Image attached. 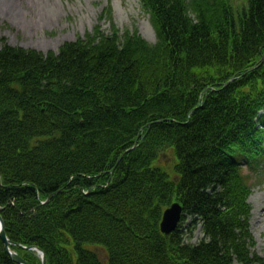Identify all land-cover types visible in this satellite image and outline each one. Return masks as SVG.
Listing matches in <instances>:
<instances>
[{"label": "trees", "instance_id": "obj_1", "mask_svg": "<svg viewBox=\"0 0 264 264\" xmlns=\"http://www.w3.org/2000/svg\"><path fill=\"white\" fill-rule=\"evenodd\" d=\"M143 1L161 41L153 49L135 36L120 47L116 38L97 43L87 37L64 44L58 55L0 49V180L13 190L1 203L13 197L29 209L36 196L29 186L46 197L73 177L68 195H55L34 215L6 218V232L40 246L48 264H232L234 257L252 264L257 257H249L240 237L249 238L245 180L233 164L209 160H216L210 154L218 136L226 135L227 145L233 134L244 137L246 155H261L259 133L245 117L264 103V60L243 73L264 48V0H257L252 19L215 21L213 9L198 26L187 20L183 3ZM191 9L197 11L194 4ZM203 90L201 116L176 166L179 177L169 180L153 162L158 143L141 132L142 121ZM137 139L136 148L123 153ZM195 158L204 162L190 168ZM208 166L214 168L209 175L199 174ZM112 168L107 188L79 192L80 184L91 186L80 173ZM173 201L202 220L197 244L185 237L196 222L160 232L163 208ZM18 252L38 264L31 252ZM0 264H14L1 247Z\"/></svg>", "mask_w": 264, "mask_h": 264}, {"label": "rangeland", "instance_id": "obj_2", "mask_svg": "<svg viewBox=\"0 0 264 264\" xmlns=\"http://www.w3.org/2000/svg\"><path fill=\"white\" fill-rule=\"evenodd\" d=\"M106 7L111 8L112 22L119 30L136 29L147 39L154 37L151 24L135 0H0V38L10 45L34 47L42 53L56 51L63 43L92 31L97 16ZM99 25L105 32L109 29L104 21ZM48 31L51 32L49 35ZM225 104L226 100L221 102V105ZM201 161L204 162L195 158L189 167H197ZM162 169L171 173L174 171L172 166L167 165H163ZM213 169V166L205 167L199 170V174L203 171L209 175ZM251 197V231L257 240V251L264 257V182L253 187Z\"/></svg>", "mask_w": 264, "mask_h": 264}, {"label": "water", "instance_id": "obj_3", "mask_svg": "<svg viewBox=\"0 0 264 264\" xmlns=\"http://www.w3.org/2000/svg\"><path fill=\"white\" fill-rule=\"evenodd\" d=\"M180 211H181V208L179 207V205L173 204L169 209H167L164 212L163 217H162L163 220L160 224L161 231H163L164 233H168L174 230L177 221L180 219ZM0 239L3 242L5 250L9 252L7 246L11 244V242L7 239L5 235L1 219H0ZM40 253H41V262L42 264H45V257L41 251ZM9 255L18 264H28L27 262H25V260H22L19 256L13 253L9 252Z\"/></svg>", "mask_w": 264, "mask_h": 264}, {"label": "bare ground", "instance_id": "obj_4", "mask_svg": "<svg viewBox=\"0 0 264 264\" xmlns=\"http://www.w3.org/2000/svg\"><path fill=\"white\" fill-rule=\"evenodd\" d=\"M63 76V74H60L59 75V77H62ZM187 142V140H185V143ZM184 153V151H182V154ZM214 161L215 160H213V159H211V160H209V164H213L214 163ZM0 178H2V174H1V172H0ZM32 189H35V188H33V186H29V190L30 191H32Z\"/></svg>", "mask_w": 264, "mask_h": 264}]
</instances>
